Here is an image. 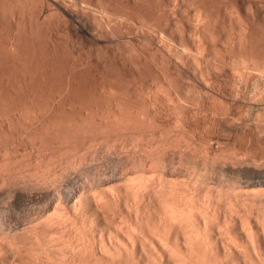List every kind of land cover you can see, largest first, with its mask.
Returning <instances> with one entry per match:
<instances>
[{
    "label": "rangeland",
    "instance_id": "1",
    "mask_svg": "<svg viewBox=\"0 0 264 264\" xmlns=\"http://www.w3.org/2000/svg\"><path fill=\"white\" fill-rule=\"evenodd\" d=\"M263 88L264 0H0V176L2 175L1 178L3 177L4 179L6 174H12L11 176H6L7 178L3 181L8 179L5 183H9L11 180L12 182H10L9 185L14 182V184L16 183V187L17 183L21 186L23 182L26 181L22 185L24 186L23 190L25 187H28V191L25 192L37 189L36 191L40 194L41 192L38 191L40 188V191L44 192L41 195L36 194V191L34 192L35 194L31 192L32 195L38 197L37 199L35 197V199H30L31 203L29 202V205H26L25 201L16 203L15 200L12 201L13 198L9 199L6 195H0V220L4 217L3 220L7 219V221L11 220V222L14 220L12 223L15 222V224H20L21 226H23V224L30 226V224H32L30 222L34 223L38 218L37 216H40L38 211L44 209L43 207H46L45 204L49 202V200L50 204L48 203L47 207L49 206L48 209H51V212L54 211V206L58 205L59 199L57 195L54 196L58 193L53 192L61 190L59 187L64 186L68 189L70 186H79V188H84L80 185L85 186L86 183V185L89 186L91 181L95 183L97 179L101 180V178L104 177L102 173H108L107 175L105 174L106 177H104L103 181L101 180L104 182L105 187L100 189V186L103 184L101 182L100 185V182L97 180L96 183L98 182L100 185H98L97 188L100 192H103V194H106L105 192L108 194L111 191L110 186H113L114 182H117L119 186L115 183L112 190L115 188L116 191H119L120 188V191L117 193L122 196V201L118 199L117 204L111 203L113 206H108L106 212H103L104 214L101 213V211L99 213L96 211L97 213L94 214L95 211L91 209V207L87 208H90V211L93 210L94 213L90 211L87 212V208L85 209L84 213L86 215L84 214V217L81 216L80 219L83 220L84 223L85 219L83 218L89 219L90 222H92V218V220H94L92 225H94V227L97 226L94 228L90 226V222H88L89 226L85 224L86 222L84 223V225H86L85 230L86 227L88 229L90 228V230H87L91 232V242L95 245H99L100 242L106 241L105 244L107 243L110 247V244L114 241H118L115 239L117 237H119L118 239L125 240V237L122 236L123 234H120V226L122 228L127 225L126 228H128L129 223L132 225L136 224V221H139L142 222L140 225H144L143 228L146 229V232L143 230L145 232L144 237L146 242L140 241L146 247L144 248L140 242L135 241V247L131 248L130 254L128 252L125 254L124 252L121 259L123 261L121 262H126L127 260V263L130 264L131 262H133L132 264H153V259L158 262L161 258V260H163H160V262H158L159 264H170L173 255L170 257V255H168L169 253L167 255H165V252L164 254L160 253V251L158 253V249H156L157 254L153 253L155 250H153V246H155L153 243L155 242H153V246H151V240L154 239L152 236L159 232L157 230L161 229L162 232H166H163V234L166 235L169 232L167 236H170L169 238L172 237L171 239H173V242L175 241V235L180 236L178 234H182L181 231L180 233L178 231V227L180 226L179 223H173L175 226H171L168 222L169 226L168 224L165 226V221L162 223L160 217H158L159 213L157 211L159 209L162 211V208L158 207V205L160 202L163 204L165 199L162 197L163 202L161 201L162 195L160 193L153 195L154 192L152 193L151 191L153 188L150 186L151 190L147 187V192H151V195L148 193V196L146 195L147 197L143 196V202L141 201L142 197L139 198L140 200L137 199V202L136 199L132 198L133 195H130V193L133 192L127 191L124 183H121L120 179H123V177L119 175L120 179H118L120 183H118L119 180L117 179L116 181L110 174L113 173L114 176L118 177L117 173H121V175L125 173L126 175L124 176L129 175V177H134L138 175L137 173L142 174L145 172L147 174L144 173V176H146L145 180H147L148 177H152L150 178L151 180L148 179V182L151 185L154 182V186H161V189L164 187L163 185H165V189L162 190H167L168 194L172 193V187L173 189L176 188V190H180L182 186H188V184L191 183L192 185H190L193 187V191L200 192L195 198L197 200L200 199L199 201L201 202L197 203L199 201L194 199L195 201L192 200V203H196L197 205H191L196 208L197 206L200 209L203 208L202 206L206 205L208 198L210 199L213 195L218 198L217 194L220 197L221 195L219 193L222 192L223 195L225 189L228 192V183L232 181L229 185L233 187L237 181H233L234 178L224 171V173H219L216 170L214 171V163L216 162L215 159H217L213 158L214 154L221 158L225 154V158L219 160L222 161L221 163L228 162L229 159L234 157L247 160L255 159L256 161L258 160L259 163L263 162L262 164H264V136L262 137V135H264ZM259 90L261 91L259 92ZM240 112L243 113V115H240ZM255 114H260V117L259 115L255 116ZM241 116H244V118ZM235 117L240 119L238 120ZM233 118L235 122H238L235 124L232 123L231 121L234 122ZM257 118L258 120H262L257 121ZM252 119L253 122L257 121L258 123H252ZM228 121L230 122L228 123ZM245 122L247 123V127L245 126ZM249 122L250 127L248 126ZM239 124H243L242 126L245 128ZM231 125L232 127H230ZM26 130L28 131L26 132ZM86 140L88 144L84 142ZM42 142L45 144L43 145ZM82 142L83 144L85 143V145H83ZM251 142L255 144L254 150H252L253 148L248 149V147H246ZM231 147L235 155H233L234 153L231 151ZM258 147L260 148L258 149ZM224 148L228 152L223 150ZM256 149L260 150L259 153ZM160 150H162L161 153H164L161 154L158 152ZM156 152L160 153V155L156 154ZM222 152H224V154H222ZM165 153L167 156H165ZM229 156L232 157L228 158ZM23 157L24 161H22ZM150 157L151 159H149ZM154 157L161 159L163 163L159 161V159L156 160ZM211 157L214 160L211 159ZM220 157L218 158L220 159ZM163 158L166 160H162ZM71 159L76 160L72 161ZM79 159H82V161ZM211 160L213 161L211 162ZM165 161L166 163H164ZM62 162L63 165L61 166L66 167L65 169L70 168L67 175L72 178L66 176V178H63L64 180L62 179L60 182H56L54 174H56L58 169L63 168L60 167ZM141 162H143V164ZM140 164L145 165L141 166ZM151 164L153 169L151 168ZM94 165H96V167H94ZM155 165L157 168H155ZM163 165H167L166 169H168L166 172L164 171L166 169L163 168ZM37 166L40 167V170ZM210 166L213 168H210ZM113 168L114 170H111ZM136 169L139 171L137 170L136 172ZM142 169L143 172H140ZM29 170L32 172L30 173ZM34 170L38 171L34 173V175L38 173L37 175L40 176L36 175L35 177H30L34 176L32 174ZM63 170L64 168L58 170V172ZM89 170L93 171L89 172ZM107 170L110 171L107 172ZM116 170L117 172L115 175L114 171ZM27 171L29 172L27 173L28 175L25 174ZM207 171L209 173L211 172V176ZM50 172L53 173V175H51ZM99 172L101 175H99V178L101 177L100 179L98 175H96ZM19 173L22 174L19 175ZM205 175L206 178L204 177ZM109 176L111 179H109ZM43 177H45V179ZM203 177L205 178L204 180ZM94 178L97 179L94 181ZM160 178H164V180L167 179V181H163V179L161 180ZM168 179L170 180L169 182ZM1 180L0 192L1 190L7 189L9 186L6 185V187L5 183ZM110 180L111 182H109ZM155 180L157 181L155 182ZM50 181L53 185H51L52 183ZM158 181H160L161 184L162 182L165 184L163 183V185H161ZM224 181L226 184L222 183ZM92 182L91 185L94 184ZM107 182L110 183V186L106 184ZM176 182L177 184H175ZM54 185H56V187ZM168 185L172 187L167 188ZM22 186L19 189L20 194L23 192L21 191ZM36 186L40 188L37 187L34 189ZM201 186H203V189ZM4 187L6 188L4 189ZM29 187L33 188L29 190ZM64 187L63 189H65ZM89 187H87V189H89ZM159 187L157 188L160 189ZM185 187L186 186L181 189ZM104 188H106L105 191ZM221 188L224 190L220 191ZM45 189H48L47 192ZM256 189L257 188H250L242 191H245L246 195L250 193L249 190H251V193L254 195L261 194L260 192L264 193V188H258L260 191L259 193L257 192L258 189ZM246 190L248 191L246 192ZM226 191H224L225 194H227ZM45 192L46 194L48 193V196L53 197H48ZM207 192L208 194L209 192L213 193L209 194L211 197L209 195H207L209 197H204ZM159 194L160 196H158ZM253 194H251V197ZM42 195L47 196L45 201H47L48 198L50 199L45 203L44 199L41 198L43 197ZM1 196H3V200ZM171 197L173 198V195L170 196V198ZM214 197L210 200L216 203L214 204L216 207L209 206V208L206 206L209 208L208 210L213 211L212 208H218L221 203L223 204V202H221L222 200L216 202ZM52 198L54 199L52 200ZM205 198L206 201H203ZM38 199L39 202L42 200V203L40 202L41 204L36 201ZM168 199L169 196L167 200ZM218 199H221V197ZM158 200H160L159 203ZM34 202H38V204H34ZM226 202H224V204L227 205ZM63 203L65 207L63 204L60 205L64 207V209L67 208V211H69L70 204H68V208V205L66 206L65 202ZM134 203L139 204L141 208ZM31 205L33 206L31 207ZM38 205L42 208H39ZM209 205L212 204L210 203ZM61 206L58 209H63ZM225 206L220 205L218 211L215 209L218 213L215 211L213 212L218 215V220L214 218L217 217V215L213 213L210 214L214 215V217L208 216V220L210 218L213 220L215 219L214 221L210 219V222L207 220L209 222V224L207 222L208 229H210L209 232L211 233L210 241L213 244L212 246L209 245L210 247L206 246V250L203 248V250L200 249L196 252L194 259L197 261L199 260V262L197 263V261L194 260L195 264H204L207 262V264H248L247 262H249V264H264V226H262V224L264 225V219L262 220L261 218L260 223L257 220L256 222L254 220L255 218H250V224L252 225L253 223V231L256 230L254 233L257 234L260 241H263V253L259 255H262V258H259L258 255L253 253V249L250 248L252 247L251 244L248 243V240H246L247 238L244 237L246 235V232L244 234V230L248 229V224L245 225L246 228L244 226V229L241 227L243 225L240 223V220H243L244 217L251 215L247 213V207L245 206L247 209V212L245 211L247 214L245 215L247 216L238 217L240 220L238 219L237 222V215L232 216L230 219L231 215L229 214H231V212L227 211L229 208H227L228 205ZM33 208L36 211H33ZM129 208L132 210L130 211ZM135 208H137L136 212L138 210L141 211V213L138 212L139 215H143V217L140 216V220L143 219L144 221L136 220ZM64 209L63 211L66 212ZM208 210L207 213L209 214ZM201 211L203 212V209H201ZM195 212L197 213V210H194V213ZM120 216H123V221L120 220ZM263 216L264 212L261 217ZM111 217L114 218V220ZM197 217H194L195 220ZM233 217L236 219L234 220ZM247 218L246 220H248ZM32 219H34V221H32ZM127 219L131 221H127ZM225 219L228 223L229 219L234 220L232 221L234 224L230 223L227 225L228 223ZM252 220H254V222ZM105 221H107L108 224ZM198 221L193 223H199L196 226L201 230H199L201 234L202 230L205 232L207 227L204 229V220L202 221L203 223H201V219H198ZM26 222L29 223L27 224ZM115 222H118V224ZM159 222L161 224H159ZM224 224H226V226ZM153 225L158 226L155 228ZM159 225L163 226V228ZM196 226L195 228L197 229ZM41 227L40 225V228ZM262 228L263 230H261ZM91 229L96 230L92 232ZM172 229L173 231L171 232L170 230ZM175 229L176 231H174ZM151 230L155 231V233ZM228 230H231V232ZM161 231L159 234L162 233ZM204 232H202V234ZM209 232L207 234H209ZM123 233L125 234L124 231ZM87 234L86 236L88 237ZM110 235L113 236L111 237ZM141 236L143 237V235ZM230 236H234L233 238L235 240L238 238L240 242L239 245L245 246L244 249L241 247L242 252L239 251L240 249H237L239 251H237L238 253L234 249H223L221 242L230 241ZM88 238H90V236ZM100 238H102V241ZM109 240H111L112 243ZM148 240H150V242ZM180 251H183L185 254L187 253L184 248H180L178 252ZM200 253L205 257L200 255ZM204 253H208V258ZM131 254L132 256H130ZM197 254L199 256H196ZM154 255L155 258H153ZM128 256L131 260L128 259ZM125 257L128 258L125 259ZM156 258L159 260L157 261ZM168 260L170 262H168ZM156 262H154V264H156ZM106 263L112 264V260L107 261V259H105L103 264ZM115 264H118V262H115Z\"/></svg>",
    "mask_w": 264,
    "mask_h": 264
},
{
    "label": "bare ground",
    "instance_id": "2",
    "mask_svg": "<svg viewBox=\"0 0 264 264\" xmlns=\"http://www.w3.org/2000/svg\"><path fill=\"white\" fill-rule=\"evenodd\" d=\"M244 74V73H243ZM247 74V73H246ZM242 76V75H241ZM260 77V76H259ZM247 80H248V77H247ZM243 81V80H242ZM257 85V84H256ZM259 88H260V86H259ZM264 89V88H263ZM248 91V90H247ZM256 91H258V90H256ZM261 90H259V92H260ZM246 92V91H245ZM253 95V94H252ZM256 98V97H255ZM258 100V99H257ZM263 106V105H262ZM224 108V107H223ZM229 108V107H228ZM258 108V107H257ZM260 109V108H259ZM263 109V108H262ZM227 110V109H226ZM261 110V109H260ZM255 112V111H254ZM218 113V112H217ZM241 113V112H240ZM248 113V112H247ZM227 114V113H226ZM226 114H224V115H226ZM215 115V114H214ZM240 115H243V113H241ZM259 115V117H260V114H258ZM257 114H255V116H258ZM228 116V115H227ZM227 116H225V117H227ZM120 117V116H119ZM119 117H117V118H119ZM237 117V116H236ZM235 117V118H236ZM238 117H239V113H238ZM242 118H244V116H241ZM264 117V116H263ZM115 118H116V116H115ZM231 119V118H230ZM236 119H238V118H236ZM240 119V118H239ZM238 119V120H239ZM245 119H247V118H245ZM233 120H234V118H233ZM244 120V119H243ZM260 121L262 120V119H259ZM258 120V118H257V121H259ZM242 121V120H241ZM254 121H255V119H254ZM257 121H255V122H257ZM124 122V121H123ZM122 122V123H123ZM227 122V121H226ZM230 121H228V123H229ZM232 123H237V122H235V120H234V122L233 121H231ZM255 122H253V119H252V123H254L255 124ZM240 123V122H239ZM242 123V122H241ZM258 123V122H257ZM94 124V123H93ZM263 124H264V121H263ZM30 125V124H29ZM34 125V124H33ZM32 125V126H33ZM91 125V124H90ZM89 125V126H90ZM95 125V124H94ZM101 125H102V123H101ZM240 125V124H239ZM243 124H241L240 126H242ZM247 125V123L245 122V126ZM250 125V122H249V124H248V126ZM252 125V124H251ZM262 125V124H261ZM52 126V125H51ZM256 126V125H255ZM263 126V125H262ZM262 126H261V128H262ZM98 127V126H97ZM119 127V126H118ZM230 127H232V125L230 126ZM236 127V126H235ZM242 127H244V126H242ZM247 127V126H246ZM250 127V126H249ZM253 127V126H252ZM251 127V128H252ZM10 128V127H9ZM74 128V127H73ZM72 128V129H73ZM80 128V127H79ZM89 128V127H88ZM99 128V127H98ZM234 128V127H233ZM245 128V127H244ZM257 128H258V125H257ZM257 128H256V130H257ZM47 129H48V127H47ZM58 129V128H57ZM77 129V128H76ZM90 129V128H89ZM219 129V128H218ZM50 130V129H49ZM54 130V129H53ZM68 130V129H67ZM88 130V129H87ZM86 130V131H87ZM93 130H95V129H93ZM92 130V131H93ZM216 130V129H215ZM252 130H253V128H252ZM259 130L261 131V129L259 128ZM28 130H26V132H27ZM45 131V130H44ZM56 131V130H55ZM59 131V130H58ZM82 131V130H81ZM91 131V130H90ZM258 131V130H257ZM46 132V131H45ZM84 132V131H83ZM88 132V131H87ZM107 132V131H106ZM109 132V131H108ZM119 132V131H118ZM117 132V133H118ZM262 132V131H261ZM261 132H260V134H261ZM264 132V131H263ZM263 132H262V134H263ZM8 133V132H7ZM31 133V132H30ZM73 133V132H72ZM212 133V132H211ZM36 134V133H35ZM43 134V133H42ZM83 134V133H82ZM85 134V133H84ZM90 134V133H89ZM110 134V133H109ZM257 134V133H256ZM88 135V134H87ZM227 135H228V133H227ZM24 136V135H23ZM28 136V135H27ZM43 136V135H42ZM46 136V135H45ZM51 136H53V135H51ZM82 136V135H81ZM103 136V135H102ZM111 136V135H110ZM126 136V135H125ZM124 136V137H125ZM264 135H262V137H263ZM78 137V136H77ZM121 137V136H120ZM66 138V137H65ZM75 138V137H74ZM108 138V137H107ZM122 138V137H121ZM27 139V138H26ZM35 139V138H34ZM37 139V138H36ZM111 139V138H110ZM133 139V138H132ZM25 140V139H24ZM59 140V139H58ZM96 140V139H95ZM107 140V139H106ZM211 140V139H210ZM16 141V140H15ZM37 141V140H36ZM44 141V140H43ZM87 141V140H86ZM86 141H84L86 144H88V141L86 142ZM13 142V141H12ZM22 142V141H21ZM54 142H56V141H54ZM66 142V141H65ZM134 142V141H133ZM35 143V142H34ZM63 143V142H62ZM68 143V142H67ZM71 143V142H70ZM76 143V142H75ZM85 143L83 144V142H82V144L83 145H85ZM96 143V142H95ZM137 143V142H136ZM227 143V142H226ZM229 143V142H228ZM245 143V142H244ZM32 144V143H31ZM42 144H43V142H42ZM45 144V143H44ZM43 144V145H44ZM159 144V143H158ZM224 144V143H223ZM7 145V144H6ZM32 145H34V144H32ZM102 145V144H101ZM109 145V144H108ZM126 145V144H125ZM157 145V144H156ZM160 145V144H159ZM222 145V144H221ZM240 145H241V143H240ZM2 146V145H1ZM50 146V145H49ZM68 146V145H67ZM71 146V145H70ZM72 146H74V145H72ZM90 146V145H89ZM259 146H261V145H259ZM3 147V146H2ZM64 147V146H63ZM80 147V146H79ZM78 147V148H79ZM85 147V146H84ZM160 147V146H159ZM163 147H164V145H163ZM205 147V146H204ZM246 147H248V149L249 148H253L252 150H254L255 148V144L254 143H250V144H248ZM34 148V147H33ZM40 148V147H39ZM86 148V147H85ZM109 148V147H108ZM178 148V147H177ZM213 148V147H212ZM223 148V147H222ZM257 148V147H256ZM260 147H258V149H259ZM92 149V148H91ZM98 149V148H97ZM113 149V148H112ZM115 149V148H114ZM159 149V148H158ZM157 149V150H158ZM161 149H162V145H161ZM207 149V148H206ZM27 150V149H26ZM39 150H41V149H39ZM223 150H225V148L223 149ZM229 150V149H228ZM257 150V149H256ZM263 150H264V148H263ZM51 151V150H50ZM69 151V150H68ZM92 151V150H91ZM100 151V150H99ZM106 151V150H105ZM120 151V150H119ZM161 151L162 150H160V151H158V152H160L161 153ZM219 151H220V149H219ZM225 151H227V150H225ZM231 151L233 152V150H232V147H231ZM235 151V150H234ZM250 151V150H249ZM258 151V153H259V151L260 150H257ZM56 152V151H55ZM70 152V151H69ZM68 152V153H69ZM107 152H109V151H107ZM158 152H156V154H159L160 155V153H158ZM213 152V151H212ZM216 152V151H215ZM228 152V151H227ZM248 152V151H247ZM10 153V152H9ZM8 153V154H9ZM47 153V152H46ZM76 153H77V151H76ZM98 153V152H97ZM96 153V154H97ZM125 153V152H124ZM127 153V152H126ZM149 153V152H148ZM164 153V152H163ZM163 153H161V154H163ZM226 153V152H225ZM230 153V152H229ZM234 153V152H233ZM232 153V154H233ZM237 153V152H236ZM75 154V153H74ZM108 155L110 154V153H107ZM118 154V153H117ZM121 154V153H120ZM155 154V155H156ZM171 154V153H170ZM222 154H224V152H222ZM222 154H221V156H222ZM232 154H230V155H232ZM238 154H239V152H238ZM250 154V153H249ZM14 155V154H13ZM79 155V154H78ZM77 155V156H78ZM80 155H81V153H80ZM84 155V154H83ZM111 155V154H110ZM147 155H149V154H147ZM154 155V154H153ZM152 155V156H153ZM184 155V154H183ZM207 155H208V152H207ZM213 155V154H212ZM211 155V156H212ZM217 155V154H216ZM218 155H220V154H218ZM233 155H235V153L233 154ZM251 155V154H250ZM258 155V154H257ZM69 156V155H68ZM94 156V155H93ZM115 156V155H114ZM114 156H112V157H114ZM128 156V155H127ZM158 156V155H157ZM164 156V155H163ZM162 156V157H163ZM165 156H167L166 155V153H165ZM180 156V155H179ZM4 157V156H3ZM44 157V156H43ZM62 157V156H61ZM98 157V156H97ZM109 157V156H108ZM118 157V156H117ZM133 157V156H132ZM156 157V156H155ZM154 157V158H155ZM159 157V156H158ZM209 157V156H208ZM218 157H220V156H218ZM217 156H215V154H214V156H213V158H217L218 159V161L219 160H222V158L224 159L225 158V154H224V156L221 158L220 157V159L218 158ZM232 156H229L228 158H231ZM253 157V156H252ZM65 158V157H64ZM73 158V157H72ZM78 158V157H77ZM105 158H106V156H105ZM119 159H120V157H118ZM130 158V157H129ZM161 158V157H160ZM166 158V157H165ZM165 158H163L162 160H164ZM183 158V157H182ZM212 157H211V159H213ZM254 158H255V156H254ZM257 158V157H256ZM83 159V158H82ZM82 159H79V160H81L82 161ZM116 159V158H115ZM134 159V158H133ZM143 159V158H142ZM141 159V160H142ZM149 159H151V157L149 158ZM153 159V158H152ZM156 160L157 159H159V158H155ZM217 159H215L216 160V162L214 163L215 165H214V167H215V169H214V171L216 170V171H218L219 173H221V172H226L227 174H229L230 176H232L234 179H233V181L234 180H237L236 182H235V184H234V182H233V187H231L229 184L232 182L230 179V183H228V185H227V187L229 188V187H231V188H227V187H224V188H227V190H228V192L226 191V189L224 190V189H220V191H226V193L227 194H225L224 193V191H223V195H222V192L221 193H219L221 196V199H218V198H220L219 197V195L217 194V197L218 198H216V196L214 197V195L212 196V197H214V200L217 202H219L220 200H222L221 202H223V204L221 203L220 205H226V204H224V202H226V200H227V211L229 212H231V214H229V215H231V217H230V219L232 218V216H236L237 215V222H238V219L240 220V218H238V217H244V216H247V215H245V214H247V213H249V214H251V215H248L247 217H244V219L243 220H240L241 222V225H243V226H241V227H243L244 228V226L246 225V224H248L247 225V228L248 229H245L246 228V226H245V230H244V234H245V232H246V235L244 236V237H246L247 239L246 240H248V243H250L251 244V246L252 247H250L251 249H253V253H255L256 255H260L261 253H263L262 252V245H263V241H260V238L258 239V236H257V234H255L254 232L256 231V230H254L253 231V227H252V225H253V223H252V225L250 224V221H251V219H253V218H255L254 220L256 221H258V222H260L261 223V221H260V219L262 218V220L264 219L263 217H261L262 215H263V212H264V202H263V200H264V193H262V192H260L259 191V189L258 188H264V164H262L261 162L259 163L258 162V160L256 161L255 159H239V158H234V157H232V159H229V161L228 160H223V161H228V162H224V163H221L222 161H217ZM45 160V159H44ZM54 160V159H53ZM62 160V159H61ZM72 161H75V160H73V159H71ZM86 160V159H85ZM120 160H122V159H120ZM119 160V161H120ZM126 160V159H125ZM124 160V161H125ZM166 160V159H165ZM171 160V159H170ZM181 160H183V159H181ZM206 160V159H205ZM214 160V159H213ZM213 160H211V162L213 161ZM22 161H24V157H23V160ZM70 161V160H69ZM68 161V162H69ZM112 161V160H111ZM115 161V160H114ZM128 161V160H127ZM147 161V160H146ZM159 161H161V159H159ZM158 161V162H159ZM208 161V160H207ZM4 162V161H3ZM8 162V161H7ZM11 162V161H10ZM16 162H18V161H16ZM42 162H44V161H42ZM67 162V161H66ZM84 162V161H83ZM92 162H93V160H92ZM94 162H96V161H94ZM151 162H153V161H151ZM162 163H163V161H161ZM5 163V162H4ZM12 163V162H11ZM39 163V162H38ZM60 163V162H59ZM58 163V164H59ZM77 163V162H76ZM89 163V162H88ZM108 163H110V162H108ZM112 163V162H111ZM115 163V162H114ZM137 163H139V162H137ZM142 164H143V162H141ZM145 163V162H144ZM155 163V162H154ZM164 163H166V161L164 162ZM179 163H180V161H179ZM210 163V162H209ZM13 164V163H12ZM16 164V163H15ZM113 164V163H112ZM111 164V165H112ZM142 164H140L141 166H144V165H142ZM158 164V163H157ZM156 164V165H157ZM211 164V163H210ZM14 165V164H13ZM21 165V164H20ZM30 165V164H29ZM61 165H63V162L60 164V167H63V166H61ZM72 165H73V163H72ZM71 165V166H72ZM90 165V164H89ZM92 165V164H91ZM98 165V164H97ZM155 165V166H156ZM159 165H161V164H159ZM65 166V165H64ZM66 166H68V165H66ZM77 166V165H76ZM84 166V165H83ZM108 166V165H107ZM110 166V165H109ZM113 166V165H112ZM158 166V165H157ZM157 166L155 167V168H157ZM164 166V165H163ZM166 166L167 165H165L163 168L164 169H166ZM173 166V165H172ZM209 166V165H208ZM7 167V166H6ZM38 167V166H37ZM36 167V168H37ZM59 167V168H60ZM69 167H70V165H69ZM94 167H96V165H94ZM111 167V166H110ZM153 166H152V164H151V168H152ZM207 167V166H206ZM15 168V167H14ZM39 168V170H40V167H38ZM56 168H58V167H56ZM64 168V170L63 171H59L58 172V170H61V169H63ZM63 168H61V169H58L57 171H56V174H54L55 175V177L54 178H56L55 180H56V182H60L63 178H66V176H68V178L70 177L69 175H67V173H69L68 171H69V169L67 168V169H65L66 167H63ZM72 168V167H71ZM112 168V167H111ZM136 168V167H135ZM141 168V167H140ZM143 168V167H142ZM162 168V169H163ZM210 168H213V167H211L210 166ZM5 169V168H4ZM10 169H12V168H10ZM18 169V168H17ZM22 169V168H21ZM54 169V168H53ZM95 169V168H94ZM106 169V168H105ZM109 169V168H108ZM117 169V168H116ZM138 169H139V167H138ZM138 169H136V172H137V170ZM153 169V168H152ZM168 169V168H167ZM167 169L166 170H164L165 172L167 171ZM171 169V168H170ZM178 169V168H177ZM26 170H27V168H26ZM87 170H88V168H87ZM86 170V171H87ZM96 170V169H95ZM111 170H114V168L113 169H111ZM127 170V169H126ZM159 170V169H158ZM160 170H161V168H160ZM207 170V169H206ZM206 170H204V171H206ZM7 171V170H6ZM20 171V170H19ZM30 171V173L32 172L31 170H29ZM35 171V170H34ZM33 171V175H34V173H36V172H38V171H35L34 172ZM47 171H49V170H47ZM52 171V170H51ZM74 171V170H73ZM91 170H89V172H90ZM93 171V170H92ZM91 171V172H92ZM110 170H107V172H109ZM139 171V170H138ZM171 171V170H170ZM174 171H175V169H174ZM213 171V172H214ZM10 172H12V171H10ZM15 172V171H14ZM53 172V171H52ZM72 172V171H71ZM76 172V171H75ZM104 172V171H103ZM111 172H113V171H111ZM115 173V175H116V172H117V170L116 171H114ZM140 172H143V169L140 171ZM154 172V171H153ZM211 172H212V169H211ZM211 172L209 173L208 171H207V173H209V175L211 176ZM223 172V173H224ZM1 173V172H0ZM24 173V172H23ZM27 173H29L28 171L25 173V174H27ZM77 173H79V172H77ZM145 173V172H144ZM144 173H137L138 175H135L134 177H129V175H127V176H124V175H126L125 173H122V175H121V173L120 174H118L117 173V175H118V177H116V176H114L113 175V173L112 174H110V175H112L114 178H115V180L117 181V179L119 178V175H120V177L122 176L123 177V179H120L121 180V183L123 184L124 183V185H125V187H126V190L127 191H131V192H133V193H130V195L132 196L133 195V199H136V201H137V199H139V198H141L142 197V202H143V196H148V193L150 194L151 192H147V190H148V188H150V190H151V187L153 188L151 191H152V193H153V195L154 194H157V193H160L162 196H161V199H162V197H163V199H165V203L163 202V199L161 200L162 202H163V204H161V202H160V204L158 205V207H161L162 208V211H161V209H159L157 212L159 213V215L158 214H156V215H158V217H160V219H161V221H162V223H164V221H165V226H166V224H168V226H169V223L171 224V226L172 225H174L173 223H179L180 224V226L178 227L179 229H178V231H179V233H180V231H181V233L182 234H178V235H180V236H176L175 234V237H174V239H175V241H176V243H175V241L173 242L172 240L173 239H171V238H169L170 236H167V235H169V232L167 233V235L166 234H163V232L161 231V229L160 230H157V231H161L162 233L161 234H159V232L158 233H155V231H152V232H154L155 233V235L153 234V240H151V246H153V244L155 245V246H157V247H155V246H153V250H154V252L153 253H156V249H158V253H159V251H160V253H162V254H164V252L166 253L165 255H167L168 253V255H170V257H172L171 255H173V257H172V259L170 258V257H168V258H170L171 259V263L170 264H195V261L194 260H196V259H194V255L196 254V252L198 251V250H200V249H202L203 250V248H205L206 246H212V244L213 243H211V241H210V236H211V233L209 232L210 231V229H208V225H207V222L209 221L210 222V219H212V218H210L209 220H208V216L210 217H214V215H211L210 213H213L214 211L216 212V213H218L217 211H218V208L220 207V205H219V207L218 208H215V209H217V211L214 209V208H212L213 209V211H211V210H208L210 207L209 206H211V207H216V206H214V204H216V203H213L211 200L213 199L209 194L212 192H209V194H208V192L205 194V196L204 197H211L210 199L208 198L207 200H208V202H209V204L211 203L212 205H209L208 204V202H206V205H203L202 207L203 208H201V209H203V212L201 211V209L200 208H198V206H197V208L196 207H193V205H195V204H193L192 202L193 201H195L194 199H196L195 197H196V195H198L200 192H198V191H193V187L190 185V184H188V186L187 185H184V186H186L185 188H183V189H181L182 187H184V186H180V185H178V186H180L181 188H180V190L179 189H177L176 190V188L175 189H173V187L172 186H169L168 185V187L167 188H169V187H172V193L171 192H169V193H171V194H168V191H167V193H166V191L165 190H162V189H165V185H163V183L164 182H162V184L160 183V181H158L161 185H163L164 187H162V189H161V186L159 187V186H154L155 184H154V182H153V186L148 182L149 180L148 179H150V178H152V177H148L147 178V180H145L146 179V176H144L145 174ZM155 173V172H154ZM163 173V172H162ZM175 173V172H174ZM205 173V172H204ZM215 173H217V172H215ZM218 173V174H219ZM3 174V173H2ZM20 174H22V173H19V175ZM38 174V173H37ZM36 174V175H37ZM50 174L51 175H53V173H51L50 172ZM82 174V173H81ZM104 173H102V176H104V177H106V175L108 174V173H105L104 175H103ZM128 174V173H127ZM153 174V173H152ZM173 174V173H172ZM201 174V173H200ZM226 174V175H227ZM8 175H10V174H6V176H8ZM12 175V174H11ZM10 175V176H11ZM14 175H16V174H14ZM13 175V176H14ZM28 175V174H27ZM31 175V174H30ZM29 175V176H30ZM36 175H34V176H30V177H35ZM49 175V174H48ZM72 175V174H71ZM96 175H98V178H99V175H100V172L99 173H97ZM141 175V176H140ZM143 175V176H142ZM147 175V174H146ZM154 175V174H153ZM153 175H151V176H153ZM159 175V174H158ZM161 175V174H160ZM216 175V174H215ZM2 176V175H1ZM1 176H0V180L2 181V182H4L5 183V181H7V180H5V181H3L5 178H7L5 175V177H4V179H3V177L1 178ZM9 176V177H10ZM18 176V175H17ZM24 176V175H23ZM37 176H40V175H37ZM50 176V175H49ZM48 176V177H49ZM101 176V175H100ZM111 176V177H112ZM131 176V175H130ZM140 176V177H139ZM149 176V175H148ZM208 176V175H207ZM222 176V175H221ZM8 177V178H9ZM52 177V176H51ZM83 177V176H82ZM97 177V176H96ZM104 177L103 178H101V180L103 181V179H104ZM112 177V178H113ZM154 177V176H153ZM162 177V176H161ZM194 177H196V176H194ZM205 178H206V175L204 176ZM203 177V180L205 179ZM15 178V177H14ZM44 179H45V177H43ZM42 178V179H43ZM70 178H72V177H70ZM99 178V179H100ZM108 178V177H107ZM220 178V177H219ZM10 179V178H9ZM24 179V178H23ZM25 179H27V178H25ZM41 179V178H40ZM43 179V180H44ZM79 179V178H78ZM77 179V180H78ZM80 179H81V177H80ZM88 179V178H87ZM97 179V178H96ZM95 178H94V181L96 180ZM109 179H111L110 178V176H109ZM109 179H106V180H109ZM118 179V180H119ZM161 180L163 179V181H167V179H165L164 180V178H160ZM159 179V180H160ZM190 179H191V177H190ZM195 179H197V178H195ZM200 179V178H199ZM212 179V178H211ZM37 180V179H36ZM49 180V179H48ZM53 180V179H52ZM64 180V179H63ZM66 180H68V179H66ZM83 180H85V179H83ZM98 180V179H97ZM96 180V181H97ZM101 180H98L99 182H100V185H101ZM113 180V179H112ZM120 180H119V182L118 183H120ZM151 180V179H150ZM179 180V179H178ZM194 180V179H193ZM192 180V181H193ZM14 181V180H13ZM28 181H30V180H28ZM72 181H73V179H72ZM96 181H95V183L94 182H92V183H94V184H92L91 185V182L88 184V182H87V184L90 186H87L86 185V183H85V186H83V185H80L81 187H84V188H79V186L78 187H75V186H73V187H69L68 189H66L64 186V188L66 189H63V187H59V188H61V190H58L57 192H53V193H58V194H51V195H54V196H58V201H59V203H58V205H56V206H54V211L53 212H51V209L49 210L48 209V207H47V204L50 202V200H49V202H47L48 201V199H50V198H48L47 199V201H45V199L47 198V194H46V192H47V190L48 189H45L46 190V192H45V194L47 195H45V196H43V197H41V198H43L44 199V201H45V205H46V207H43V204H42V207L44 208V209H40L41 211H38L39 212V214H40V216H37V215H35V216H37L36 218V220H35V222L33 223V222H30V223H32V224H30V226L28 225H24L23 224V226H21L20 224H15V222L14 223H12L11 222V220H9V221H7V219H4L3 220V218L4 217H2V215H1V217H2V220H0V221H2V222H0V264H103V261L105 260V259H107V261L109 260H112V264H115V262H118V264L120 263V264H130V263H127V260H126V262L124 263V262H121V261H123V260H121L122 259V257H123V255H124V252H125V254H126V252H128L129 254H130V252H131V248L133 247H135V241H137V242H140V241H145L146 242V240H145V237H144V234H145V232H146V229L145 228H143V226L144 225H140V224H142V222H139V221H136V220H140V216H142L143 217V215H139V213H141V211L140 210H138L137 212H136V209L138 208V207H140V202H139V204H137V203H134V204H136V206L137 205H139L137 208H135L134 210H135V215H136V224H132V225H130V223H129V227L128 228H126V226H124L125 225V221L123 222L124 223V227H125V229H124V227H122L121 228V226H120V234H123L122 236L123 237H125V240H122V239H118L119 237H117V238H115L116 240H118V241H114L113 243H112V241L111 240H109V241H111V243L112 244H110L111 246L109 247V245H107V243L105 244V242L104 241H102V238H100L101 239V241L102 242H100L99 243V245L98 244H94V243H92L91 242V232L90 231H88V230H90V228L88 229L87 227H86V230H85V226L86 225H84V223L85 224H88V226H89V223L88 222H90L89 221V219H86V218H83V219H85V220H88V221H85L84 220V223H83V220H81L80 218H81V216H83L84 217V212H85V209L87 208V207H91V209H93L94 211H95V213L93 212V210L92 211H90L89 209L90 208H87V212H93L94 214H96L97 212L99 213L100 211H101V213H105L106 212V210L108 209V206L109 207H111V206H113L111 203H113V204H117L118 202V199L120 200L121 198H122V196H120V195H118V193L117 192H119L120 191V188H119V191H116L115 190V188H114V190H112L113 189V186H115V183H116V185H118L117 184V182H114V185L113 186H110V183L109 182H111V180L109 181V182H107L106 184H109V186H110V188L109 187H106V188H108V189H110V190H108V191H110V193H108L107 194V192H105L106 194H103V192H100L99 191V189L97 188L98 187V185H99V183L97 182L96 183ZM105 181V180H104ZM157 180H155V182H156ZM170 180L168 179V182H169ZM181 181V180H180ZM202 181V180H201ZM206 181V180H205ZM1 182V183H2ZM10 182H12L11 180L9 181V183ZM26 182V181H25ZM25 182H23V184L25 183ZM40 182V181H39ZM51 182V181H50ZM63 182V181H62ZM74 182V181H73ZM83 182V181H82ZM148 182V183H147ZM194 182V181H193ZM196 182V181H195ZM225 182V181H224ZM224 182H222L223 184H226V182L224 183ZM9 183L8 182H6L5 183V186L6 185H9ZM52 183V182H51ZM67 183V182H66ZM78 183V182H77ZM80 183H81V181H80ZM151 183H152V181H151ZM171 183V182H170ZM197 183H198V180H197ZM203 183H206V182H203ZM3 184V183H2ZM22 184V185H23ZM71 184V183H70ZM72 184H74V183H72ZM82 184V183H81ZM102 186H100L101 188L100 189H103L102 187H105L104 186V182H102ZM105 184V185H106ZM121 184V185H122ZM148 184V185H147ZM150 184V185H149ZM158 184V183H157ZM165 184V183H164ZM175 184H177V182L175 183ZM183 184H185V183H183ZM195 184V183H194ZM193 184V185H194ZM201 184V183H200ZM16 185V183L14 184V182H13V184H10L9 186H8V188L7 189H5L6 187H4V189L5 190H1V192H0V195H6V197H9V199H12L13 198V200L12 201H14L15 200V202L16 203H19L20 201H25V204L26 205H29V202H30V199L32 200V198H34L35 196L34 195H32V193L31 192H35L37 189V187L38 186H36L34 189H36V190H34V191H30V192H25V191H28L27 189H28V187L26 188H24V190H23V187L24 186H22L21 185V183H20V185L22 186V190L21 191H23L21 194H20V188H21V186H19L18 185V183H17V187L15 186ZM26 185V184H25ZM31 185V184H30ZM46 185H48V184H46ZM51 185H53V183L51 184ZM57 185V184H56ZM56 185H54L55 187H56ZM61 185V184H60ZM65 185V184H64ZM68 185H69V183H68ZM77 185V184H76ZM95 186V188H94V186ZM97 185V186H96ZM159 185V184H158ZM166 185H167V183H166ZM171 185V184H170ZM172 185H173V183H172ZM191 187H190V186ZM198 185V184H197ZM206 185V184H205ZM204 185V186H205ZM208 185V184H207ZM2 186V185H1ZM19 186V187H18ZM28 186V185H27ZM41 186V185H40ZM50 186V185H49ZM49 186H48V188H49ZM65 186H67V185H65ZM108 186V185H107ZM119 186V185H118ZM151 186V187H150ZM174 186V185H173ZM176 186V185H175ZM224 186H226V185H224ZM58 187V186H57ZM87 187H89V189H87ZM123 187V186H122ZM121 187V188H122ZM148 187V188H147ZM157 187H159L160 189H158ZM197 187V186H196ZM195 187V188H196ZM205 187H207V186H205ZM222 187V186H221ZM33 187H29V190L30 189H32ZM38 188H40V187H38ZM58 188V189H59ZM86 188V189H85ZM106 188H104V191H105V189ZM192 188V189H191ZM198 188V187H197ZM201 188L203 189V186H201ZM200 188V189H201ZM208 188H209V186H208ZM219 188H220V185H219ZM250 188H257L258 189V193L260 192L261 194H258V195H254L255 194V191H254V189H253V191H254V194L253 193H251V190H249V192L251 193V194H253L252 195V197H251V194L250 193H248L247 195H246V193H245V191H242V190H245V189H250ZM43 189V188H42ZM57 189V188H56ZM160 190V191H158V190ZM256 189V190H257ZM18 190H19V193H18ZM41 190V188L40 189H38V191L39 192H41L40 194H38V192L36 193V194H38V195H41L42 193H44V192H42V191H40ZM50 190H52V189H50ZM49 190V191H50ZM98 190V191H97ZM118 190V189H117ZM179 190V191H178ZM196 190V189H195ZM198 190V189H197ZM219 190V189H218ZM230 190V191H229ZM239 190V191H238ZM262 190V189H261ZM264 190V189H263ZM262 190V191H263ZM48 191V192H49ZM56 191V190H55ZM122 191V190H121ZM126 191V192H127ZM146 192V194H145V192ZM170 191V190H169ZM177 191V192H176ZM208 191V190H207ZM209 191H210V189H209ZM219 191V192H220ZM248 190H246V192H247ZM252 191V192H253ZM51 192V191H50ZM49 192V193H50ZM100 192V193H99ZM125 192V193H126ZM174 192V193H173ZM176 192V193H175ZM16 195H15V194ZM28 193V194H27ZM117 193V194H116ZM124 193V194H125ZM218 193V192H217ZM12 194H14V195H12ZM18 194V195H17ZM35 194V193H34ZM120 194V193H119ZM122 194H123V192H122ZM121 194V195H122ZM160 194L158 195V196H160ZM211 194H213V193H211ZM224 194H225V197H224ZM250 194V195H249ZM50 195V194H49ZM129 195V194H128ZM151 195V194H150ZM149 195V196H150ZM169 196V199L167 200V198H168V196ZM173 195V198L171 197L170 198V196H172ZM204 195V194H203ZM207 195H209V196H207ZM37 196V195H36ZM146 196V197H147ZM157 196V197H158ZM199 196H202V195H199ZM198 196V197H199ZM224 198H223V197ZM3 196H1V199L3 200V198H2ZM38 197V196H37ZM37 197H35L36 199H37ZM48 197H53V196H48ZM167 197V198H166ZM203 197V198H204ZM34 198V199H35ZM123 198H124V196H123ZM145 198V197H144ZM150 198V197H149ZM159 198V197H158ZM157 198V199H158ZM199 198H201V197H199ZM198 198V199H199ZM226 198V199H225ZM8 199V198H7ZM40 199V198H39ZM39 199L38 200H36V201H38L39 202ZM54 198H52V200H53ZM129 199V198H128ZM225 201H224V200ZM140 200V199H139ZM145 200V199H144ZM193 200V201H192ZM197 200V199H196ZM200 200V199H199ZM199 200H197V201H199ZM213 200V201H214ZM11 201V202H12ZM42 201V200H41ZM40 201V202H41ZM43 201V202H44ZM121 201H122V199H121ZM121 201H119V202H121ZM156 201V200H155ZM159 201L160 200H158V203H159ZM167 201V202H166ZM203 201H206V198H205V200L203 199ZM14 202V203H15ZM33 202V201H32ZM38 202H34V204L36 203V204H38ZM39 202V204H41ZM53 202V201H52ZM51 202V203H52ZM63 202H65V204H66V206L68 205V204H70V208H69V205H68V208L70 209H68L69 211H67V208H65L64 209V203ZM110 202V203H109ZM135 202V201H134ZM138 202V201H137ZM3 203V202H2ZM31 203V202H30ZM109 203V204H108ZM197 203H201L200 201L199 202H197ZM21 204V203H20ZM33 204V203H32ZM50 204V203H49ZM57 204V203H56ZM63 204V206L64 207H62L61 205ZM111 204V205H110ZM191 204H193V205H191ZM208 204V205H207ZM4 205V204H3ZM22 205V204H21ZM44 205V206H45ZM53 205V204H52ZM51 205V206H52ZM55 205V204H54ZM132 205V204H131ZM142 205V204H141ZM146 205V204H145ZM161 205V206H160ZM197 205V204H196ZM201 205V204H200ZM199 205V206H200ZM249 207H248V206ZM10 206V205H9ZM33 205H31V207H32ZM35 206H37V205H35ZM60 206L64 209V210H66V212H64L63 211V209H58V208H60ZM209 207V208H207V207ZM218 206V205H217ZM225 206V207H226ZM245 206L247 207V209H248V212H247V209L245 208ZM19 207V206H18ZM21 207V206H20ZM25 207V206H24ZM38 207L40 208L41 206H39L38 205ZM41 207V208H42ZM134 207H135V205H134ZM201 207V206H200ZM206 207V208H205ZM221 207H223V206H221ZM12 208H13V206H12ZM21 208H23V207H21ZM28 208V207H27ZM26 208V209H27ZM35 208V207H34ZM34 208L32 209L33 211H36V210H34ZM38 208V209H39ZM115 208H117V207H115ZM141 208V207H140ZM139 208V209H140ZM196 208V209H195ZM244 208V209H243ZM263 208V209H262ZM24 209V208H23ZM23 209H22V212H23ZM36 209H37V207H36ZM46 209H48V210H46ZM130 209V208H129ZM199 209V210H198ZM206 209V210H205ZM226 209V208H225ZM1 210V209H0ZM6 210V209H5ZM16 210V209H15ZM31 210V211H32ZM132 209H130V211H131ZM142 210V209H141ZM194 210H197V213H196V215H195V213H194ZM207 210H208V212H209V214L207 213ZM243 210H244V212H243ZM13 211H14V208H13ZM18 211V210H17ZM29 211V210H28ZM97 211V212H96ZM121 211V210H120ZM155 211H156V209H155ZM211 211V212H210ZM220 211V210H219ZM225 211V210H224ZM247 213H246V212ZM12 212V211H11ZM16 212V211H15ZM21 212V213H22ZM38 212H36V213H38ZM50 212H51V214H50ZM108 212V211H107ZM132 212H134V211H132ZM139 212V213H138ZM143 212V211H142ZM161 212V213H160ZM202 212V213H201ZM244 213V215H243V213ZM262 212V213H261ZM9 213H10V211H9ZM20 213V212H19ZM25 213V212H24ZM32 213V212H31ZM35 213V212H34ZM53 213V214H52ZM103 213V214H104ZM109 213V212H108ZM116 213V212H115ZM220 213V212H219ZM17 214V213H16ZM193 214H194V217L196 216H198L199 214H201V215H199L198 217H200V218H198V219H201V223H205L203 226H204V229L206 228V231L204 232V230H202V232H204L203 234H202V232H201V234H200V232H199V228H198V226H196V225H198V224H194V223H196V221H198V219L196 218V220H195V218L193 217ZM198 214V215H197ZM213 214H215V213H213ZM228 214H226V215H228ZM240 214H242V215H240ZM5 215V214H4ZM23 215V214H22ZM28 215V214H27ZM86 215V214H85ZM100 215V214H99ZM107 215V214H106ZM105 215V216H106ZM114 215V214H113ZM116 215V214H115ZM215 215H217V214H215ZM30 216V215H29ZM92 216H93V214H92ZM97 216V215H96ZM126 216V215H125ZM132 216V215H131ZM220 216H221V214H220ZM10 217V216H9ZM14 217V216H13ZM19 217V216H18ZM23 217V216H22ZM110 217V216H109ZM121 217V216H120ZM123 217V216H122ZM122 217H121V219L120 220H122ZM154 217V216H153ZM224 217V216H223ZM226 217V216H225ZM15 218V217H14ZM96 218V217H95ZM100 218V217H99ZM106 218V217H105ZM112 218V217H111ZM131 218V217H130ZM215 219L217 218V220H218V215H217V217H214ZM221 218V217H220ZM229 218V217H228ZM246 218L248 219V220H246ZM251 218V219H250ZM1 219V218H0ZM8 219H11V218H8ZM13 219V218H12ZM26 219H27V217H26ZM30 219V218H29ZM97 219V218H96ZM113 220H114V218H112ZM152 219V218H151ZM214 219V220H215ZM229 219V223H228V221L225 219V221L228 223L227 225H229L230 223H233L232 221H234L235 219H234V217H233V219L234 220H230ZM259 219V220H258ZM28 220V219H27ZM27 220H25V221H27ZM31 220V219H30ZM79 220H81V221H79ZM100 220V219H99ZM106 220V219H105ZM128 220H130V219H127V221ZM155 220H156V218H155ZM159 220V219H158ZM195 220V221H194ZM204 220V221H203ZM208 220V221H207ZM213 219H212V221H214ZM254 220H252L253 222H254ZM18 221V220H17ZM24 221V222H25ZM29 221V220H28ZM32 221H34V219H32ZM91 221L92 222H94V220H92V218H91ZM108 221V220H107ZM107 221H105L106 223H107ZM123 221V220H122ZM126 221V222H127ZM131 221V220H130ZM140 221H144L143 219L142 220H140ZM149 221V220H148ZM200 221V220H199ZM198 221V222H199ZM203 221V222H202ZM231 221V222H230ZM256 221V222H257ZM21 222V221H20ZM37 222V223H36ZM92 222H90V226H92V227H94V225H92L93 223ZM109 222H111V221H109ZM138 222V223H137ZM145 222H146V220H145ZM169 222V223H168ZM194 222V223H193ZM209 222H208V224H209ZM219 222V221H218ZM243 222V223H242ZM263 222V221H262ZM27 224L29 223V222H26ZM36 223V224H35ZM83 223V224H82ZM115 223H117L118 224V222H115ZM134 223V222H133ZM144 223V222H143ZM212 223V222H211ZM220 223V222H219ZM264 223V222H263ZM96 224V223H95ZM108 224V223H107ZM110 224V223H109ZM117 224H115V225H117ZM139 224V225H138ZM159 224H161L160 222H159ZM182 224V225H181ZM192 224H194V225H192ZM234 224V223H233ZM232 224V225H233ZM237 224V223H236ZM40 225L42 226L41 228H40ZM43 225H44V227H43ZM101 225V224H100ZM111 225V224H110ZM134 225V226H133ZM207 225V226H206ZM221 225V224H220ZM225 226H226V224H224ZM251 225V226H250ZM260 225V224H259ZM84 226V227H83ZM96 226V225H95ZM153 226H155V225H153ZM158 226V225H157ZM157 226H155V228L157 227ZM160 226V225H159ZM167 226V227H168ZM170 226V227H171ZM175 226V225H174ZM173 226V227H174ZM195 226L197 227V229L195 228ZM200 226V225H199ZM223 226V225H222ZM255 226V225H254ZM262 226H264L263 224H262ZM97 227V226H96ZM96 227H94V228H96ZM148 227H149V225H148ZM161 228H163V226H160ZM167 227H165V228H167ZM172 227V228H173ZM201 227V226H200ZM210 227V226H209ZM219 227V226H218ZM259 227V226H258ZM143 228V229H142ZM154 228V229H155ZM175 228V227H174ZM173 228V229H174ZM211 228V227H210ZM226 228V227H225ZM239 228V227H238ZM264 228V227H263ZM263 228L261 229V230H263ZM88 229V230H87ZM158 229V228H157ZM169 229H171V228H169ZM168 229V230H169ZM173 229L172 230H170L171 232L173 231ZM176 229H177V227H176ZM176 229L174 230V231H176ZM220 229V228H219ZM231 229V228H230ZM94 230V229H93ZM92 229H91V231L92 232H94ZM110 230V229H109ZM145 232H144V231ZM149 230V229H148ZM156 230V229H155ZM163 230V229H162ZM207 230H208V232H209V234H207L208 232H207ZM224 230V229H223ZM227 230V229H226ZM225 230V231H226ZM20 231V232H19ZM87 231V232H86ZM118 231V230H117ZM123 231L125 232V234L123 233ZM150 231V230H149ZM156 231V232H157ZM201 231V230H200ZM221 231V230H220ZM229 232H231V230H228ZM228 231H227V233H228ZM119 232V231H118ZM117 232V233H118ZM148 232V231H147ZM170 232V233H171ZM222 232V231H221ZM264 232V231H263ZM88 233V234H87ZM117 233H115V234H117ZM151 233V232H150ZM149 233V234H150ZM164 233H166V232H164ZM206 233V234H205ZM225 233V232H224ZM259 233V232H258ZM261 233V232H260ZM86 234L88 235V237L90 236V238H88L87 236H86ZM90 234V235H89ZM93 234V233H92ZM110 234V233H109ZM115 234H113V235H115ZM119 234V235H120ZM94 235V234H93ZM112 235V236H113ZM125 235V236H124ZM141 235H143V237L141 236ZM221 235V234H220ZM223 235V234H222ZM228 235V234H227ZM226 235V236H227ZM103 236H104V234H103ZM111 236V235H110ZM111 236V237H112ZM147 236V235H146ZM225 236V235H224ZM260 236V235H259ZM98 237V236H97ZM223 237V236H222ZM221 237V238H222ZM231 237L232 236H230L229 238H230V241H228V242H226V241H223V242H221V244H222V247H223V249H234V250H236V252L239 250V251H241V247H243L242 245L240 246L239 245V239L237 238V240H235L233 237H232V239H231ZM94 238V237H93ZM226 238V237H225ZM229 238H228V240H229ZM236 238V237H235ZM240 238V237H239ZM96 239V238H95ZM105 239V238H104ZM111 239V238H110ZM143 239V240H142ZM146 239H147V237H146ZM223 239H224V237H223ZM150 240H148L149 242H150ZM93 241V240H92ZM142 242H140L141 244H142V246H144V248L146 247L145 245H143V243ZM153 242H155V243H153ZM213 242V241H212ZM261 242H262V244H261ZM109 243V242H108ZM153 243V244H152ZM135 244V245H134ZM137 244H139V243H137ZM249 244V245H250ZM181 246V247H180ZM209 246V247H210ZM149 247V246H148ZM155 247V248H154ZM214 247V246H213ZM143 248V249H144ZM152 248V247H151ZM178 248H179V250H180V248H184V250H185V252H187L186 254L185 253H183V251H180V252H178L179 250H178ZM207 248V247H206ZM206 248H205V250H206ZM245 248V246L243 247V249ZM150 249V248H149ZM212 249V248H211ZM238 249V250H237ZM145 250V249H144ZM143 250V251H144ZM146 250H147V248H146ZM182 250V249H181ZM209 251V250H208ZM238 251V252H239ZM147 252V251H146ZM200 252V251H199ZM206 252V251H205ZM212 252V251H211ZM214 252V251H213ZM230 252V251H229ZM237 252V253H238ZM242 252V251H241ZM250 252V251H249ZM133 253H134V251H133ZM150 253V252H149ZM203 253V252H202ZM209 253V252H208ZM207 253V254H208ZM216 253V252H215ZM151 254V253H150ZM157 254V253H156ZM199 254V253H198ZM196 255V256H199V255ZM204 254H206V253H204ZM207 254H206V257L208 258V256H207ZM234 254V253H233ZM161 255V254H160ZM200 255H202L201 253H200ZM241 255V254H240ZM127 256V255H126ZM130 256H132V254L130 255ZM149 256V255H148ZM153 256V255H152ZM159 256V255H158ZM196 256H195V258H196ZM202 256H204V255H202ZM201 256V257H202ZM228 256V255H227ZM129 257V256H128ZM128 257H125V259H127ZM140 257H141V255H140ZM150 257V256H149ZM148 257V258H149ZM160 257V256H159ZM200 257V258H201ZM205 257V256H204ZM214 257V256H213ZM257 257V256H256ZM153 258H155V255H154V257ZM158 258V257H157ZM156 258V260L158 261L159 259H157ZM199 258V259H200ZM206 258V259H207ZM223 258V257H222ZM243 258V257H242ZM259 258H262V255L261 256H259ZM124 259V258H123ZM128 259H130L131 260V258L129 257ZM197 259H198V257H197ZM203 259V258H202ZM202 259H201V261H202ZM234 259H235V257H234ZM257 259H258V257H257ZM132 260H133V258H132ZM145 260V259H144ZM160 260H161V258H160ZM160 260L158 261V262H160ZM163 260V259H162ZM161 260V261H162ZM173 260V261H172ZM134 261V260H133ZM136 261V260H135ZM138 261V260H137ZM153 261V264H154V262H156L155 261V259H153L152 260ZM197 261V260H196ZM200 261V262H201ZM206 261V260H205ZM209 261H210V259H209ZM216 261V260H215ZM262 261H263V259H262ZM114 262V263H113ZM130 262V261H129ZM158 262H156V264L158 263ZM167 262V261H166ZM168 262H170L169 260H168ZM199 262V260L197 261V263ZM260 262V261H259ZM109 263V262H108ZM133 262H131V264H132ZM135 263H138V262H135ZM142 263V262H141ZM146 263V262H145ZM162 263V262H161ZM196 263V264H197ZM201 263H203V262H201ZM208 263V262H207ZM207 263H204V264H207ZM220 263V262H219ZM226 263V262H225ZM236 263V262H235ZM248 264H249V262H247ZM107 264V263H106ZM111 264V263H110ZM159 264V263H158ZM166 264V263H165ZM169 264V263H168Z\"/></svg>",
    "mask_w": 264,
    "mask_h": 264
}]
</instances>
